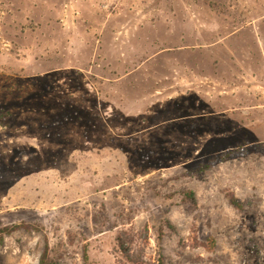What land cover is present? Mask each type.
Here are the masks:
<instances>
[{
	"label": "rangeland",
	"instance_id": "obj_1",
	"mask_svg": "<svg viewBox=\"0 0 264 264\" xmlns=\"http://www.w3.org/2000/svg\"><path fill=\"white\" fill-rule=\"evenodd\" d=\"M263 149L264 0H0V264H264Z\"/></svg>",
	"mask_w": 264,
	"mask_h": 264
},
{
	"label": "trees",
	"instance_id": "obj_2",
	"mask_svg": "<svg viewBox=\"0 0 264 264\" xmlns=\"http://www.w3.org/2000/svg\"><path fill=\"white\" fill-rule=\"evenodd\" d=\"M262 151L264 154V149ZM248 152H249L248 149L246 147H243V146L231 148V149L224 151V152H222V153H220L214 157H211L207 162L201 163L199 170L201 172H204L205 170L213 167L214 165H216L219 162H223V161H225L231 157H237L240 155H245ZM190 197H191V200L194 202L195 197H194L193 193L190 194ZM231 203L235 207H237L239 209H243L241 202L238 199H235L234 197H232ZM12 230H13L12 228H4V229L0 230V241H3V235L4 234L10 233ZM47 256H48V253H47V250H45L42 257H41V264H47Z\"/></svg>",
	"mask_w": 264,
	"mask_h": 264
}]
</instances>
